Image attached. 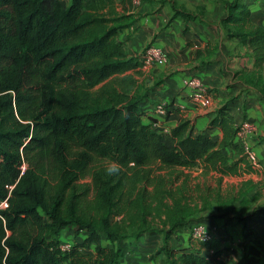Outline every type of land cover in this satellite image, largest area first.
<instances>
[{
    "label": "trees",
    "instance_id": "obj_1",
    "mask_svg": "<svg viewBox=\"0 0 264 264\" xmlns=\"http://www.w3.org/2000/svg\"><path fill=\"white\" fill-rule=\"evenodd\" d=\"M135 22L116 0H0V264H120V242L148 231L164 235L157 253L168 264H225L217 237L191 239L187 248L169 239L210 208L208 197L196 200L201 186L189 188L185 169L222 177L253 171L239 125L224 102L196 134L185 117L169 133L158 130L143 106V52L127 53L119 37ZM220 23L252 59L236 75L264 96V27L244 0L228 2ZM218 50L216 42L198 49L199 65ZM214 128L219 139L209 133ZM113 164L119 171L108 174ZM251 189L217 198L222 216L243 226L257 215L264 220V206L250 211L258 199ZM114 213L121 219L114 222ZM67 227L76 239L62 250ZM203 248L213 256H202Z\"/></svg>",
    "mask_w": 264,
    "mask_h": 264
},
{
    "label": "crops",
    "instance_id": "obj_2",
    "mask_svg": "<svg viewBox=\"0 0 264 264\" xmlns=\"http://www.w3.org/2000/svg\"><path fill=\"white\" fill-rule=\"evenodd\" d=\"M230 1L140 0L136 4L134 0H116L120 13L132 14L136 18L135 24L123 30L119 37L124 42L125 51L129 54L140 55L149 44L162 47L167 54L166 65L153 66L147 71L142 70L139 76L140 81L147 87V98L143 104L147 115L151 116L154 108L164 102L169 106L168 122L171 129L185 117L192 120L196 134L208 127L218 106L224 102H230L231 113L238 125L243 121H252L257 125V132L248 138V142L259 155L261 168H263L260 175L263 176L264 96L245 84L238 76H236L240 85L238 88L236 85L225 86L231 82L232 78H235L242 59L239 55H233V48L229 52L227 47L228 43L236 39H227L225 36H222L223 41L218 39L224 30L220 22L226 16L227 3ZM244 2L251 9L253 21L264 27V0H244ZM196 9L202 10L197 18L187 20L181 16L173 17L176 10L194 13ZM208 42L218 43V53L211 63L199 65L196 60L197 51L204 49ZM242 54L246 55V48ZM191 76H197L204 82L213 97L212 107L202 108L192 104L189 97L190 90L183 86L184 79ZM241 89L244 91L241 92ZM146 119L148 120V117ZM209 133L216 139L223 134L219 128L211 129ZM250 174L252 178H256L255 173ZM258 206H264V201L253 203L250 211ZM209 221L211 222L198 217L177 229L176 234L169 239L170 246L189 247L192 239L191 227L204 223L208 230L216 229V235L212 233V237L222 241V256L225 264H264L262 215L248 220L246 226H243L233 215ZM69 228L74 230L73 227ZM69 230L71 233L72 230ZM61 235L65 241V235ZM78 235V238H85L87 233L81 231ZM163 241L164 235L158 231H148L139 238L131 237L121 241L124 257L120 264H168L165 253H157ZM103 243L109 247L115 245L107 237L103 238ZM201 255L211 258L213 250L203 248Z\"/></svg>",
    "mask_w": 264,
    "mask_h": 264
},
{
    "label": "rangeland",
    "instance_id": "obj_3",
    "mask_svg": "<svg viewBox=\"0 0 264 264\" xmlns=\"http://www.w3.org/2000/svg\"><path fill=\"white\" fill-rule=\"evenodd\" d=\"M201 9H196V11L194 12L195 15L201 14ZM223 28V27H222ZM222 36H225V31L223 30V33H220L218 39L221 40ZM223 41V39H222ZM236 40H234L232 43H228L227 47L229 48V52L232 51L233 48V55H236L239 57H241L242 59L240 60V70H246V69H251L253 67V63H252V59L247 56L242 54L243 51H245V48L243 45H241L240 42H236ZM235 53V54H234ZM238 53V54H236ZM150 69V68H149ZM148 69V70H149ZM147 71V70H144ZM237 75H235V78H232L231 82L229 84H224L225 86L229 87V86H234L236 85V87L238 88L239 85V81H238V77H236ZM212 90V89H211ZM244 89H241V92H243ZM213 92V90H212ZM227 153L231 156V158H235L236 157V153H234L232 150H228ZM106 164V162H105ZM261 165L259 166L258 169H253V171H251L250 173H255L256 178H252V175L249 172H245L241 175H236V176H220L218 174L215 173H210L208 175H202V169L200 167H195L192 169H185V174H187L188 176H190V180H189V188L195 190L196 189V185H200V190L196 189L195 191V196H196V200L198 202H203V199L200 198L201 195H204L206 197L209 198V200L211 201L210 203V208L204 210L203 212H201L200 214V219H204L206 222H211L209 221L211 220H216L218 218H222L223 214L222 212L219 210L218 204L216 199H226L229 198L231 196H234L236 194L239 193L240 190L248 188L250 186H252V189L250 190V196L253 195H257L258 199L256 201H252V203H259L260 201H264V175H260L261 174V170L263 168H261ZM260 169V170H259ZM164 175H168L167 171L163 172ZM185 176L181 177V180L178 182V184L182 183V180L184 179ZM88 181H90V179H88ZM177 184V183H176ZM175 184V185H176ZM198 188V187H197ZM203 193V194H201ZM236 205H239V201L236 202ZM121 219V216H119L117 213H114L112 215V220L118 221ZM233 218H231L232 220ZM199 221V220H197ZM205 222V223H206ZM69 229L72 230L71 233H69ZM212 233L215 234L216 229L213 228L211 229ZM69 233L67 236L66 234ZM62 234L65 235V240L66 241H71L73 243H75V232L72 228H65L62 231ZM216 235V234H215ZM82 238V237H81ZM197 242H200L199 240H195Z\"/></svg>",
    "mask_w": 264,
    "mask_h": 264
},
{
    "label": "built area",
    "instance_id": "obj_4",
    "mask_svg": "<svg viewBox=\"0 0 264 264\" xmlns=\"http://www.w3.org/2000/svg\"><path fill=\"white\" fill-rule=\"evenodd\" d=\"M69 1V0H66ZM140 0H134V3L138 4ZM168 58L164 49L155 44H149L142 54L143 70H148L153 66H164L167 64ZM183 86L190 90L189 97L197 107L209 108L213 106V97L205 86L204 82L197 76H191L185 78ZM152 116L156 117L154 126L164 133L171 131L169 124V117L167 113L166 103H159L152 112ZM238 139L244 145L245 153L249 164L255 170L258 169L261 161L257 151L252 147L248 138L257 132V125L252 121H243L239 124ZM191 237L194 240L208 241L212 237V231L208 230L204 223H198L191 227ZM73 242L63 241L60 245L62 250H68L72 247Z\"/></svg>",
    "mask_w": 264,
    "mask_h": 264
},
{
    "label": "clouds",
    "instance_id": "obj_5",
    "mask_svg": "<svg viewBox=\"0 0 264 264\" xmlns=\"http://www.w3.org/2000/svg\"><path fill=\"white\" fill-rule=\"evenodd\" d=\"M118 171H119V169L115 164H113L112 166L107 168L108 174H115Z\"/></svg>",
    "mask_w": 264,
    "mask_h": 264
}]
</instances>
